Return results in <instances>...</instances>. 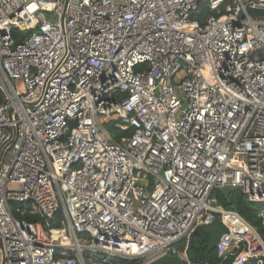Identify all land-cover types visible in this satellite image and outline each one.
<instances>
[{"label":"built area","instance_id":"1","mask_svg":"<svg viewBox=\"0 0 264 264\" xmlns=\"http://www.w3.org/2000/svg\"><path fill=\"white\" fill-rule=\"evenodd\" d=\"M0 91V264H82L83 248L191 264L175 245L217 217L218 256L264 264L211 197L264 203V0H0ZM111 115L132 129L121 143Z\"/></svg>","mask_w":264,"mask_h":264},{"label":"trees","instance_id":"2","mask_svg":"<svg viewBox=\"0 0 264 264\" xmlns=\"http://www.w3.org/2000/svg\"><path fill=\"white\" fill-rule=\"evenodd\" d=\"M206 7L201 6V13L192 17V20L202 21L205 17L212 15ZM254 14V13H252ZM30 32H20L18 30L12 31V38L14 44L21 43ZM3 100V95L0 91V103ZM101 123L103 128L107 131L111 139L116 143H121L123 138H128L132 134V129L121 130L117 126L120 123L117 115H111L108 118H102ZM216 205L224 211L234 212L241 219H243L251 228L256 230L261 240L264 242V203H250L246 196L238 188H222L215 189L211 193ZM24 204L12 203L11 213L16 219L26 221L28 223H41L45 230H60L65 227V219L61 210L57 211L55 216L46 221L40 214H30ZM198 235L191 236V249L187 255V259L191 264H232L234 250L232 255L225 258L218 256L217 241L222 233L226 231L220 222L219 217L209 226L198 227ZM79 241H89L90 238L85 233L76 234ZM187 243L185 240L180 241L175 245L178 251L183 252ZM61 254L60 250L55 251V257L58 258ZM68 256L72 257L73 252H69ZM84 259L86 264H143L142 259L120 258L115 257L109 260L98 259L95 255L89 252H84Z\"/></svg>","mask_w":264,"mask_h":264},{"label":"water","instance_id":"3","mask_svg":"<svg viewBox=\"0 0 264 264\" xmlns=\"http://www.w3.org/2000/svg\"><path fill=\"white\" fill-rule=\"evenodd\" d=\"M198 235V230L195 229L192 236ZM192 239H189L187 242V246L185 248V255L187 256L191 249ZM146 264H185L184 260L181 256H172L165 254L163 256H159Z\"/></svg>","mask_w":264,"mask_h":264},{"label":"rangeland","instance_id":"4","mask_svg":"<svg viewBox=\"0 0 264 264\" xmlns=\"http://www.w3.org/2000/svg\"><path fill=\"white\" fill-rule=\"evenodd\" d=\"M18 87L21 90L20 85ZM84 252H88V251L85 248L82 249V252H81V258H82L81 261H82V264H86V261L84 259ZM93 255H95L98 259H101L102 258V253H100V252L93 251Z\"/></svg>","mask_w":264,"mask_h":264},{"label":"clouds","instance_id":"5","mask_svg":"<svg viewBox=\"0 0 264 264\" xmlns=\"http://www.w3.org/2000/svg\"><path fill=\"white\" fill-rule=\"evenodd\" d=\"M187 246V245H186Z\"/></svg>","mask_w":264,"mask_h":264}]
</instances>
